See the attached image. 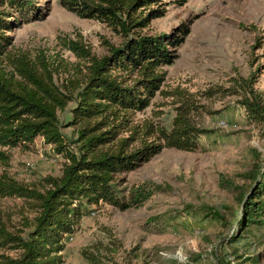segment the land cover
Here are the masks:
<instances>
[{"label": "rangeland", "instance_id": "1", "mask_svg": "<svg viewBox=\"0 0 264 264\" xmlns=\"http://www.w3.org/2000/svg\"><path fill=\"white\" fill-rule=\"evenodd\" d=\"M32 4L40 17L18 23L6 33L12 39L7 51L42 58L57 67L58 87L73 67L82 65L58 39L79 36L96 57L105 56L107 46L118 47L124 40L103 24L67 12L57 0ZM153 9L160 14L136 32L181 42L171 48L163 41L173 59L157 68L163 74L159 90L146 108L130 115V123L167 130L175 109L185 101L195 126L207 133L196 139L195 152L163 149L132 172L119 175L117 189L124 197L143 183L162 190L124 211L104 204L90 207L73 233L62 240L64 264H83L80 252L91 246L99 247L101 264H264V226L227 242L239 208L236 191L220 185L224 179L233 187H244L248 182L243 174L264 169V126L246 118L241 91L232 93L237 79L253 73V90L264 105V0H184L181 5L160 0ZM72 107L70 103L58 113L68 151L75 149V131L65 127ZM5 152L9 159L6 165L0 161V174L7 172L23 185L58 177L67 164L39 138L27 148ZM204 209L221 218L210 219ZM32 216L19 199L0 198V218L11 233L22 229L20 217Z\"/></svg>", "mask_w": 264, "mask_h": 264}, {"label": "trees", "instance_id": "2", "mask_svg": "<svg viewBox=\"0 0 264 264\" xmlns=\"http://www.w3.org/2000/svg\"><path fill=\"white\" fill-rule=\"evenodd\" d=\"M32 1L0 0V150H4L0 161L5 164L9 159L6 150L27 148L39 138L67 164L60 176L26 185L7 172L0 174V198L19 199L33 214L30 219L20 217L18 234L8 231L0 218V264H64L62 240L73 233L90 207L104 204L124 211L162 190L143 183L124 197L117 189L119 175L132 172L163 149L195 152L199 148L196 139L207 133L195 126L185 101L175 109L167 130L130 123V115L146 108L159 90L163 74L157 68L173 59L163 41L171 48L181 42L176 37H144L136 32L160 14L152 10L160 0H57L67 12L103 24L124 39L118 47L107 46L102 57L93 56L79 36L58 39L63 49L82 62L81 67H73L72 74L67 72L69 77L61 87L54 82L57 67L42 58L7 51L12 39L6 33L18 23L40 17ZM175 3L181 5L184 0ZM255 78L251 73L237 79L232 93L241 91L246 118L264 126V105L253 90ZM70 103L73 107L65 127L75 131V149L68 151L58 113ZM220 180L223 189L237 194L238 214L227 241L235 242L264 226V169L243 174L248 182L244 187ZM204 211L210 219L221 218L211 209ZM80 256L83 264H101L99 247L82 249Z\"/></svg>", "mask_w": 264, "mask_h": 264}, {"label": "built area", "instance_id": "3", "mask_svg": "<svg viewBox=\"0 0 264 264\" xmlns=\"http://www.w3.org/2000/svg\"><path fill=\"white\" fill-rule=\"evenodd\" d=\"M67 238H68L67 240H69V241L71 240V238L69 236Z\"/></svg>", "mask_w": 264, "mask_h": 264}]
</instances>
